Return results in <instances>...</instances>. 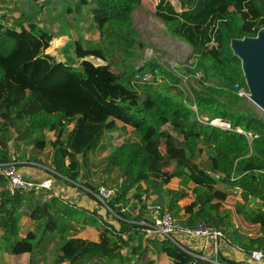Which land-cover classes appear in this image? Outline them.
I'll use <instances>...</instances> for the list:
<instances>
[{"label":"trees","instance_id":"1","mask_svg":"<svg viewBox=\"0 0 264 264\" xmlns=\"http://www.w3.org/2000/svg\"><path fill=\"white\" fill-rule=\"evenodd\" d=\"M141 1L0 5V254L28 252V264H138L151 247L170 259L167 264H213L136 224L149 217V200L184 228L221 231L218 258L223 261L243 264L227 256L224 245L240 254L264 253V120L238 94L236 85L247 87L230 47L232 38L255 36L264 27V0H157L155 16L191 48L188 62L173 68L154 58L139 62L143 44L132 12ZM94 31L97 39H85ZM58 36L66 37L64 50H72L65 59L46 52ZM114 59L122 71L112 70ZM198 115L221 117L258 137L249 142L242 134L200 122ZM46 131L52 132L48 138ZM115 133L122 137L118 145H112ZM47 143L53 149L50 159L28 154L32 146L43 150ZM105 146L104 170L109 177L115 172L114 190L99 199L103 183L79 179L92 151ZM17 161L36 162L54 187L10 194L3 170L10 163L16 168ZM61 184L81 190L96 205L89 209L54 195L61 193ZM189 194L192 199L183 203ZM230 197L243 220L258 227L256 236L242 233L230 212L220 209ZM22 208L27 219L19 224ZM61 216L96 228L97 237L59 232ZM173 236L192 250L178 233ZM50 244L55 249L47 263ZM144 264H157V258Z\"/></svg>","mask_w":264,"mask_h":264},{"label":"rangeland","instance_id":"2","mask_svg":"<svg viewBox=\"0 0 264 264\" xmlns=\"http://www.w3.org/2000/svg\"><path fill=\"white\" fill-rule=\"evenodd\" d=\"M175 1V0H173ZM13 2V0H12ZM17 0H15V3ZM8 4V3H7ZM10 5V4H8ZM14 5V3H11V7ZM86 12V11H85ZM132 21L135 25V28L138 31L139 34V40L143 44V47L140 50V53L142 54V60L140 59L139 62L140 64L144 62L145 60H149L150 58L156 59L157 63L164 65V66H170L171 68L173 67H178L182 64H186L189 60L190 56V51L191 48L188 46L186 43L183 41L179 40L175 36L171 35L163 21L155 16L154 14V8H153V2L149 3L146 7L145 6H140L137 5L135 8L134 12H132ZM52 30L57 31V25H54L51 27ZM99 36L98 31H94L92 34L87 33L85 34V39L87 38H95L97 39ZM66 37L65 36H58L53 39L52 44L50 47L46 48V52L49 54H52L56 56L59 59H65L68 55H71V47L69 49L66 47V50H64L65 44H66ZM68 51V52H67ZM92 62L95 64H104V62L100 59L94 58V57H88ZM116 63H114L111 68L115 72H120L123 70L122 63L120 62L119 59H114ZM138 62V63H139ZM141 72V71H140ZM148 77L150 76L149 74L147 75ZM160 81V78H157V82ZM182 85L185 87V83L183 81ZM253 107L256 109V111L260 114V116L264 120V111L261 110L260 108L256 107L254 104H252ZM52 135V132H45V138H48L49 136ZM114 138L112 139V145H118L122 141V137L118 133L113 134ZM49 145L43 150H39L38 148L31 147L28 150L32 151L30 154H34L37 157L41 158H48L47 157V152L49 151ZM109 152V147H103V148H95L90 156L89 162H88V168L84 169L80 179L79 183H83L85 181H89L93 185L97 186L103 183L104 188L114 190L112 186V176H115V172L111 174L109 177L108 174L105 172V163L102 160L103 157ZM50 159V158H48ZM172 165H169L165 167L164 169H171ZM43 177H46L42 173ZM41 175V176H42ZM111 178V180L109 179ZM52 180V179H51ZM171 186H175V183H171ZM219 186L223 187L221 183L218 184ZM61 188L64 189V191H61L59 193L58 191H55L54 195L60 196L63 199H72L70 196L71 194L74 196L75 194H80L81 192L72 186H69L68 184H61L59 185ZM54 187V183L52 182L51 188ZM81 188V187H79ZM84 188V187H83ZM80 192V193H79ZM71 193V194H70ZM48 197V196H47ZM75 198V196L73 197ZM192 198V195L189 194L188 197H186V201L188 199ZM88 199V198H87ZM232 197L228 200V202H221L220 209L222 210H228L231 215V219L234 222V224L239 228V230L247 235L251 236H256L258 234V227L251 225L245 220H243L242 215L237 213L235 210V207L232 205ZM185 201V200H183ZM78 202V201H76ZM88 203L83 205L85 207L91 208L96 205V203L93 200L88 199ZM149 206L152 207L153 205L151 204V200H149ZM102 213H105V210L102 208L100 209ZM107 219H110L107 217ZM102 227V225L100 226ZM81 229V228H79ZM89 228L88 232L91 231V236L94 238L97 237V231L92 228ZM77 230V228L75 229ZM78 231V230H77ZM190 247L198 250L199 247L202 246L203 239H199L197 241H186ZM194 243H197V245H194ZM199 243V244H198ZM206 244V243H205ZM207 245V244H206ZM207 247V246H205ZM211 247V246H210ZM51 248L50 251L53 250V246L49 247ZM208 248V247H207ZM205 249V252H209L208 249ZM149 250H146L144 254L142 255V260L141 261H147L149 258L156 257L157 259H166L163 261L162 264H167L169 263L170 259L167 258L163 253L156 255L152 252L151 247L148 248ZM231 250V248H230ZM233 252V250H231ZM226 253V252H225ZM235 254V253H234ZM232 257V256H230ZM144 263V262H143Z\"/></svg>","mask_w":264,"mask_h":264},{"label":"built area","instance_id":"3","mask_svg":"<svg viewBox=\"0 0 264 264\" xmlns=\"http://www.w3.org/2000/svg\"><path fill=\"white\" fill-rule=\"evenodd\" d=\"M147 78V75H143L140 77V81L143 82ZM236 86L238 87L239 95L245 97L248 96V91H246L244 87H240L238 85ZM197 117L202 123L242 134L248 139L249 142L251 139L258 137L257 133H252L251 131L245 130L239 126L233 127L228 120H225L221 117L208 118L205 115H198ZM3 171L6 177V188L10 194H14L16 190L40 191L41 189H51L52 180L50 178H43L39 180L26 179L17 171L13 163L8 164ZM112 192L113 190L106 189L101 186L99 188V195L96 196L97 198L101 199L102 197L110 196ZM159 209V206H149V217L136 221V224L144 226L147 234L152 237L170 239L178 247L184 249L195 258L211 260L213 264H233L218 258L220 246L224 243L223 233L221 231L204 225H199L193 229L184 228L176 223V221L168 212L160 213ZM112 214L118 217V215H116L113 211ZM176 233H178V237L184 245L190 247L186 241H197L199 239H203L202 246L199 247L198 250L194 249L195 247H190L192 250H187L180 244L179 241L174 238L173 234ZM194 245H197V243H194ZM206 248L209 250V253L215 256L213 259L208 258L207 252H205ZM230 248L234 252L238 253L234 248ZM239 261H242L243 264H264V253L262 250L258 249L252 250L249 253H241V258Z\"/></svg>","mask_w":264,"mask_h":264},{"label":"crops","instance_id":"4","mask_svg":"<svg viewBox=\"0 0 264 264\" xmlns=\"http://www.w3.org/2000/svg\"><path fill=\"white\" fill-rule=\"evenodd\" d=\"M156 1L157 0H142L141 1V3L139 4L140 6H147L149 3H151V2H153V8H154V5H155V3H156ZM0 2H1V4L0 5H3V6H7V7H11V3H15V0H13V2H12V0H0ZM8 4H10V5H8ZM135 10V9H134ZM134 10H133V12H134ZM133 14V13H132ZM47 145H49L48 143L46 144V146L44 147V149L47 147ZM49 151L47 152V157L48 158H51V156H52V152H53V149H52V147L49 145ZM30 152H32V151H30ZM30 152L28 151V154L29 155H31L30 154ZM32 155H34V154H32ZM45 158V157H44ZM17 164H19V165H17V167H16V169H17V171L22 175V174H24L26 177H28V178H38V179H43V178H46V177H48L47 176V174H46V172H44L43 170H41L40 171V169H38L40 166L38 165V164H36V162H34V161H17ZM42 173L44 174V175H46V177H43V175H42ZM42 175V176H41ZM81 188H83L82 186H80ZM61 191H64V189L63 188H59ZM80 192H81V190H79ZM79 192V193H80ZM71 194V193H70ZM75 196V198H73ZM72 195L71 194V198L72 199H74V200H76V201H78L77 203L78 204H81V205H83V203L85 202V204L86 203H88L87 201H88V197L84 194V193H80V194H75V195ZM188 197V196H187ZM88 198V199H87ZM192 198H190V199H188L187 201H186V199H185V201L183 202V203H187V202H189L190 200H191ZM87 205V204H86ZM84 206V205H83ZM88 208V207H87ZM89 209H92V207L91 208H89ZM21 213H20V220H19V224H22V223H24L25 221H26V219H27V209H25V208H22L21 209V211H20ZM82 226H80V225H78V224H75V223H73L69 218H67V217H65V216H61L60 218H59V221H58V224H57V230L59 231V232H66V231H71V232H73V233H76L77 232V234L78 235H80V236H90L91 234V231H89L88 232V230H89V228H94V227H90V226H84V227H82ZM77 228V230H75ZM79 228H81V229H79ZM101 227L99 226V228L98 229H100ZM90 229V230H91ZM96 231H97V229L96 228H94ZM91 238H94L93 236L91 237ZM223 245V244H222ZM51 246H53V250L52 251H50V249L51 248H49V247H51ZM54 249H55V245L54 244H50L48 247H47V255H46V258H45V260H46V262L47 263H51V261H52V258H53V255H52V253H53V251H54ZM147 250H149V249H147ZM222 250L224 251V252H226V255L227 256H234V257H236L237 259H240L241 258V254L240 253H236V252H234L233 251V253H231L232 251V249L230 250V247H227V246H223L222 247ZM235 253V254H234ZM207 256H208V258L209 259H213L215 256L214 255H212L211 253H209V252H207ZM0 257H2V260H3V264H28V262H29V259H30V254L28 253V252H24V253H20V254H12V255H6L5 254V252H3L2 254H0ZM150 259V258H149ZM142 260V259H141ZM140 260V262L138 263V264H144L145 263V261H141ZM166 259H157V264H162L163 263V261H165ZM211 261V260H210ZM144 262V263H143ZM39 264H44V263H42V262H40ZM60 264H68L67 262H63V263H60ZM91 264H93V263H91Z\"/></svg>","mask_w":264,"mask_h":264},{"label":"water","instance_id":"5","mask_svg":"<svg viewBox=\"0 0 264 264\" xmlns=\"http://www.w3.org/2000/svg\"><path fill=\"white\" fill-rule=\"evenodd\" d=\"M230 47L240 59L247 98L264 111V27L255 36L232 38Z\"/></svg>","mask_w":264,"mask_h":264}]
</instances>
